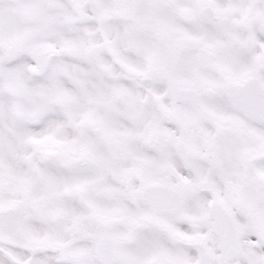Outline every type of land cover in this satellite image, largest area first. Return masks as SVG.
<instances>
[{
	"label": "snow or ice",
	"instance_id": "6c2138e0",
	"mask_svg": "<svg viewBox=\"0 0 264 264\" xmlns=\"http://www.w3.org/2000/svg\"><path fill=\"white\" fill-rule=\"evenodd\" d=\"M0 264H264V0H0Z\"/></svg>",
	"mask_w": 264,
	"mask_h": 264
}]
</instances>
